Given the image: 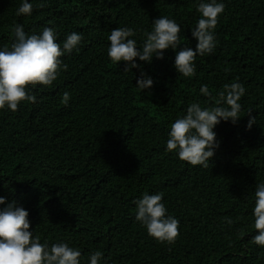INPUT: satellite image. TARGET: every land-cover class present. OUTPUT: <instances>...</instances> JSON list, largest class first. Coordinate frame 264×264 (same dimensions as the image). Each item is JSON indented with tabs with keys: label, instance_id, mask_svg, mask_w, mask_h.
<instances>
[{
	"label": "trees",
	"instance_id": "16d2710c",
	"mask_svg": "<svg viewBox=\"0 0 264 264\" xmlns=\"http://www.w3.org/2000/svg\"><path fill=\"white\" fill-rule=\"evenodd\" d=\"M29 2L32 14L17 16L20 0H0V48L11 47L17 23L26 33L54 26L60 41L83 35L79 51L61 58L67 68L54 85L35 86V103L0 110V196L29 212L30 231L78 248L81 264L96 250L104 264H264V247L252 241L255 185L264 181V0H224L217 46L196 57L190 78L177 72L172 49L151 63L136 58L140 67L124 72L127 62L108 57L107 37L132 27L139 46L165 15L181 25V47L194 49L197 0ZM141 71L154 80L145 92L136 86ZM233 82L246 89L241 118L214 129L220 146L208 168L166 151L170 125L190 103H215L201 85L216 97ZM145 192L163 193L180 221L175 242L157 241L136 221Z\"/></svg>",
	"mask_w": 264,
	"mask_h": 264
},
{
	"label": "clouds",
	"instance_id": "9594fccd",
	"mask_svg": "<svg viewBox=\"0 0 264 264\" xmlns=\"http://www.w3.org/2000/svg\"><path fill=\"white\" fill-rule=\"evenodd\" d=\"M45 0L35 3L43 8ZM224 0H197L196 11L200 18L191 30L196 40L195 48L181 47V25L175 19L161 15L152 21V30H145L144 39L138 46L133 39L136 31L132 27H118L111 30L107 39L110 45L107 54L113 63L127 62L124 72L140 67L139 61L151 63L153 58L163 59L164 50H176L174 66L184 77L195 75L197 56L212 54L217 46L215 29L219 16L225 10ZM34 3L20 0L17 16H30ZM14 42L11 47L0 48V110L15 112L22 102L35 103L33 89L37 85L53 86L61 72L67 68L61 59L74 50L79 51L83 41L81 33L72 32L63 41L54 26H43L39 32L26 33L23 24L13 26ZM154 84L151 76L141 71L136 86L142 92ZM32 87H29V86ZM200 93L215 100L211 105L198 101L190 103L185 113L170 125L166 151L173 152L182 161L192 166L208 168L209 161L219 148L214 129L221 121L236 124L241 118V98L245 86L240 82L223 85V89L212 96L208 85L200 87ZM218 97V98H217ZM71 100L68 92L61 94L60 102L67 106ZM249 115L250 129L256 118ZM254 228L258 231L252 241L264 247V181L256 183L254 191ZM6 204V197L0 196V206ZM135 219L146 228L149 236L159 242L173 243L179 236L180 221L168 214L163 193L148 194L135 201ZM29 212L15 201L0 207V264H81V251L69 243L60 241L49 244L30 231ZM227 223L232 220L226 218ZM87 264H104V253L96 250L88 257Z\"/></svg>",
	"mask_w": 264,
	"mask_h": 264
}]
</instances>
